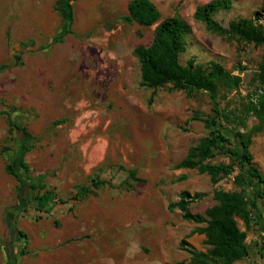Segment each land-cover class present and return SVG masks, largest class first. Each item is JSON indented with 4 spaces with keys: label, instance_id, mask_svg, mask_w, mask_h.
I'll return each mask as SVG.
<instances>
[{
    "label": "rangeland",
    "instance_id": "obj_1",
    "mask_svg": "<svg viewBox=\"0 0 264 264\" xmlns=\"http://www.w3.org/2000/svg\"><path fill=\"white\" fill-rule=\"evenodd\" d=\"M129 1L76 0L70 9L69 0H0V264H222L195 255L209 253L200 230L207 222L187 219L170 204L183 191L199 193L189 207L206 217L218 203L216 190L251 199L253 188L236 182L241 170L230 157L209 160L235 164L218 182L197 167L178 166L209 134L211 98L203 89L142 85L134 49L151 44L161 20L185 18L192 30L180 62L217 61L240 78L220 87V106L234 129L252 133L250 151L264 173V127L257 129L261 117L249 110L264 94V45L196 19V8L211 0H152L161 13L152 25L123 18ZM214 17L226 27L240 17L264 26V0H232ZM8 113L25 117L34 136L25 155L30 169L21 172L40 186L35 194L52 191L49 213L18 198L3 148L23 146L19 132H10ZM97 180L106 183L95 187ZM84 187L92 192L81 194ZM15 218L28 235L25 254L10 231ZM237 222L248 254L232 264H264V199L251 208L249 223Z\"/></svg>",
    "mask_w": 264,
    "mask_h": 264
},
{
    "label": "trees",
    "instance_id": "obj_2",
    "mask_svg": "<svg viewBox=\"0 0 264 264\" xmlns=\"http://www.w3.org/2000/svg\"><path fill=\"white\" fill-rule=\"evenodd\" d=\"M74 1L76 0H69L70 9ZM231 7L232 0H211L198 6L194 16L204 22L211 31L264 45V26L253 18L233 19L227 27L215 19L216 12ZM160 16V10L152 0H130L128 13L123 18L143 25H152L160 19ZM191 30L190 23L182 16L167 17L156 25L151 44L136 46L134 54L141 64L142 85L159 88L170 83L175 88L187 91L203 89L208 92L211 98L213 115L206 120L210 129L209 134L201 140L198 146L191 148L186 158L178 166L197 167L201 172L210 174L213 182H218L221 175L234 171L235 164L233 162H210L209 160L217 156L230 157L236 161L241 170L236 175V182L239 185L251 186L254 191L253 197L250 199L238 190H216L215 196L218 203L208 209L206 213L208 217H205L201 213H193L189 207V202L201 194L196 193L192 196L189 191H183L180 200L172 202L170 208H180L187 219L207 222V225L200 230L207 235L206 242L210 245L209 253L194 251L197 257L209 256L220 260L222 264H232L235 260L248 254L246 233L240 228L237 217L249 223L251 208H257L258 203L264 199V173L255 163L250 151L252 133L234 129L229 123L231 122L229 113L220 106V87L235 86L240 78L232 75L217 61H211L209 67H203L193 61L187 65L180 62V54L187 48L185 37ZM70 31V28L65 30V32ZM260 67V76L264 79V58ZM251 105L249 110L261 117L262 123L257 127L260 130L264 127V94L257 103ZM8 123L10 132H19V140L23 146L20 152L9 145L3 148L7 159V171L18 181V198L28 200L26 208L49 213L51 208L49 198L52 191L46 189L42 193L35 194L36 190H40V186L36 182L27 180L21 172V170L28 172L30 169L29 164L25 161V155L33 147L34 136L28 128L25 117L13 118L8 113ZM130 174L135 180L141 179L134 169L130 170ZM105 183L104 180H97L94 186L98 187ZM90 192H92L91 187H84L80 190L81 194ZM55 198L57 197L55 196ZM59 200L65 202L64 199L59 198ZM10 231L15 238H20L24 243V248L20 252L27 253L28 235L18 227L16 218L12 221ZM11 259L13 260V257ZM203 263L209 264L207 261Z\"/></svg>",
    "mask_w": 264,
    "mask_h": 264
}]
</instances>
